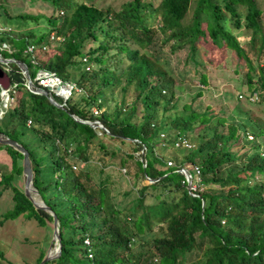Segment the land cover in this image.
I'll list each match as a JSON object with an SVG mask.
<instances>
[{
  "label": "trees",
  "instance_id": "1",
  "mask_svg": "<svg viewBox=\"0 0 264 264\" xmlns=\"http://www.w3.org/2000/svg\"><path fill=\"white\" fill-rule=\"evenodd\" d=\"M41 1L53 10L48 14L3 11L7 24H0V42L15 50L8 53L0 48V54L24 61L30 78L39 66L62 79L76 73L73 79L85 92H75L64 110L41 93L29 91L15 64L9 63L7 70L0 67L5 82L16 85L13 101L0 117V131L26 148L32 183L58 220L59 254L42 264H264V2L195 0L189 21L182 22L189 0H126L117 9L84 0H69L65 5L62 0ZM30 19L36 25L25 27ZM16 40L22 45H15ZM27 43L36 46L32 52L36 64L30 62V53L22 51ZM223 45L232 57L243 60L242 71L240 62L231 65L233 85L253 95L263 113L245 109L241 120L246 141L239 151L231 149L237 132L241 135L236 123H225L224 116L218 115L212 120L206 110L192 105L193 99L183 103L180 111L162 116L157 111L176 106L172 101L176 85L160 64L161 54L180 49L183 60L196 65L198 47L206 55L209 48ZM82 55L90 65L87 70ZM205 59L210 61V55ZM197 79L206 82L203 72ZM116 88L121 98L111 110L108 95ZM128 90H133L134 98L122 110ZM200 94L197 88L195 96ZM96 97L102 106L96 118L108 133L70 116L93 119L87 106ZM196 121L203 123L201 141L172 154L173 161L167 164L165 147L172 145L176 132L189 136ZM96 130L133 143L129 152L112 161L130 177L129 189L119 190L112 177L115 169L92 163L117 150L106 149ZM160 130L168 131L164 138L158 137ZM27 134L34 137L35 147L26 146ZM92 143L100 150L95 157L90 156ZM159 143L165 146L161 153L155 150ZM37 148L43 152L36 154ZM139 149L145 165L135 158L134 169L126 170L124 165L133 159L131 151ZM21 158L19 150L0 143V193L10 187L12 200L0 220L22 215L38 225L48 222L50 239L51 215L23 194ZM182 165L192 174L190 190L177 170ZM145 176L155 180L142 183ZM131 188L135 196L118 207L114 199ZM148 190L153 191L150 202L145 201ZM44 253L40 250L33 262L25 264H36Z\"/></svg>",
  "mask_w": 264,
  "mask_h": 264
},
{
  "label": "rangeland",
  "instance_id": "2",
  "mask_svg": "<svg viewBox=\"0 0 264 264\" xmlns=\"http://www.w3.org/2000/svg\"><path fill=\"white\" fill-rule=\"evenodd\" d=\"M87 3H92L97 6H105L110 5L111 7L117 9L120 4L126 0H84ZM156 2V0H153ZM69 0H62V4H67ZM264 0L261 1L263 3ZM195 4V0H189L188 7L184 13L182 22H188L190 19L191 10L193 5ZM52 6L47 2L41 0H0V24L6 25L4 20L3 11L8 12L9 14L15 13H28V14H36L43 13L48 14L52 11ZM60 12V10H58ZM261 20L264 23V12L261 13ZM36 23L33 20H29V23L25 25V27H34ZM24 26H21L23 28ZM16 28V27H15ZM241 31H246V29L242 28ZM16 32V31H14ZM238 34V32H235ZM159 39V37H158ZM88 41L85 42L86 45ZM90 44V42H89ZM15 45L20 46L22 42L20 40L15 41ZM246 51L247 47L245 44H241ZM53 46V45H52ZM55 48V47H53ZM166 49V47H165ZM218 52V55L216 54ZM4 54V52H2ZM211 60L208 61L205 57L209 56ZM232 53L229 49H227L224 45L217 48H209L207 50V54L205 55L204 49L202 47H198L196 50L195 58L198 59V63L192 64L190 60L184 61V51L177 50L172 54H168L167 50H165L164 54L160 56V64L168 70V72L172 75L174 79V84L176 85L174 96L172 101L176 100L175 108L167 107L163 110L161 107H158L157 111L162 116L163 113H171L175 111H180L182 109L183 103H191L193 99L192 105L197 107L199 110H206L207 115L212 117V120L216 119V116H224L225 123L227 122H235L238 131L240 130L237 140L233 145H231V149L233 151H239L241 149V145L244 141L245 134L243 131V121L241 117L245 116L246 110L248 109L251 114L263 115V113L258 110L260 109V105H256L254 101V96L251 94H247L243 92V90H238L233 85V80L230 77L231 65L234 66L237 62H240V69L243 70L242 62L243 60L239 57H232ZM116 59V58H113ZM237 61V62H236ZM3 64L0 62V67L2 68ZM84 69H88L90 67L89 64H82ZM87 66V67H86ZM198 72H203L206 76L205 84H201L198 79ZM77 78L76 73H71L68 79ZM74 80V79H73ZM197 88L201 89V94L196 95ZM228 91V92H227ZM227 93L229 95H227ZM121 94L119 89L116 88L112 93L108 95L109 107L112 110L115 105H118L120 101ZM134 98L133 90H128L124 94L125 104L122 105V110H124L125 106ZM81 103V100L79 102ZM198 103H201L199 105ZM239 103L241 107H237L234 105ZM138 110L136 114H140V104L137 102ZM87 107H90L87 106ZM198 110V111H199ZM139 119V118H138ZM196 127L193 128L189 132L188 141L192 144L191 147H194L201 141L202 137L201 133L203 132L200 128V125L203 123L196 121ZM225 129V127H222ZM102 130V129H100ZM100 130H96V133L100 136H103ZM167 130H160L158 132L159 138H164L161 135ZM162 132L161 134H159ZM168 132V131H167ZM108 133V132H107ZM26 142V146L29 148L35 147V140L33 136L26 135L24 138ZM101 140L104 142V146L106 149L110 150L112 148L117 149L113 156H109L108 154L104 155L102 160H95L92 163L99 166H103L104 168L115 169L116 171L112 172V177L116 180L117 185L119 186V190H127L130 188V177L124 174L122 170H117L118 168H122L119 164L112 162L116 161L118 155L120 153L129 152L131 145L133 143L129 138H122L120 140L117 136H103ZM156 139L153 141V146L156 144ZM155 143V144H154ZM164 144L159 143L155 150L158 153H161ZM165 147V146H164ZM165 155L166 160L171 159V163L173 159L171 158L172 154H180V149L187 148L185 146L182 147H173L166 146L165 147ZM42 153V149L36 150V154ZM100 150L99 147L92 143L90 144V156L99 155ZM133 155V159H130L124 166L127 169H134V159H139L140 155L138 154V150L131 151ZM175 160V159H174ZM116 164V165H115ZM120 168V169H121ZM96 169V168H94ZM118 171V172H117ZM121 171V172H120ZM17 180V179H16ZM142 183L148 184L149 182L146 179L141 180ZM20 184V182L18 183ZM22 185V181H21ZM192 187V186H191ZM152 192L148 190L145 194V201L150 202ZM135 196V190L131 188L127 195H124L121 198H115V203L118 207H122L128 204V201ZM11 190L10 187H6L0 193V213H2L7 208L11 207ZM48 222L44 225H38L34 219L25 218L22 215H18L13 219L0 220V264H6V262H10L11 264H25L26 262H33L38 255L39 251L44 249L46 252L47 245L50 241L48 239L50 227L48 226ZM51 237V236H50Z\"/></svg>",
  "mask_w": 264,
  "mask_h": 264
},
{
  "label": "water",
  "instance_id": "3",
  "mask_svg": "<svg viewBox=\"0 0 264 264\" xmlns=\"http://www.w3.org/2000/svg\"><path fill=\"white\" fill-rule=\"evenodd\" d=\"M0 62L1 63H13L15 64L20 72L24 75L26 79V87L29 91L31 92H36V93H41L46 97V99L52 103L53 105L62 108L65 110V107L63 106L62 102L57 101L49 91L46 89L36 86L31 78L29 77L27 66L24 61H22L19 58L13 57V56H2L0 54ZM5 76L4 73L0 69V80H4ZM70 116L82 123H86L89 126L93 128H98L102 129L107 132L106 128L104 125L99 121V119H83L77 116L74 113H70ZM0 143H5L9 144L12 147L16 148L19 150L22 154L21 158V178H22V191L23 194L31 201L32 205L34 207H39L44 209L48 214L51 215V237L50 241L47 245L46 252L44 253L43 257L36 263V264H42L44 261L52 259L56 257L59 254L60 251V241H59V234H58V220L57 217L54 213V211L43 201L41 198L40 194L38 193L37 189L34 187L32 183V172H31V167L29 164V159H28V152L24 145L10 137H8L6 134L0 131ZM179 171L183 174L186 187L187 189L190 186V175L185 167H182L179 169ZM145 179L148 182L153 181V179H149L148 177H145Z\"/></svg>",
  "mask_w": 264,
  "mask_h": 264
},
{
  "label": "built area",
  "instance_id": "4",
  "mask_svg": "<svg viewBox=\"0 0 264 264\" xmlns=\"http://www.w3.org/2000/svg\"><path fill=\"white\" fill-rule=\"evenodd\" d=\"M2 28L6 29L7 27H2ZM52 37H53V34L50 33V35H48V38L51 39ZM34 47L36 48L34 44L27 43L22 51L24 53H30V62L33 64H36V60L34 59L33 54H32ZM0 48L6 50L8 53H11L15 50L14 47H11L5 41L0 42ZM81 61L83 63L86 62L85 55L81 56ZM8 68H9V63H3V70H7ZM31 80L36 86H40L46 89L47 91H49L50 94L54 98L58 99L59 102H62L65 108H67L66 100L69 99L75 92L85 94L83 87L78 85L75 80L62 79L53 70H50L44 67L39 66L38 68H36L34 77L31 78ZM23 84L25 87L27 86L24 75H23ZM15 86L16 85L13 82L7 83V85H4L0 82V117L2 116V114L5 112L7 107L13 101ZM98 102H99V98H96V100L89 107V111L91 112L94 118H96V116L101 111V107L98 105ZM30 122H31L30 118H27L25 121L26 125L30 124ZM161 133L162 132H160V134ZM172 145L173 147H182V146L191 147L192 146V144L188 141V138H186L183 134L178 133V132H176L175 135L173 136ZM68 152L70 153L71 151L68 150ZM170 162L171 161L167 160L168 164ZM71 167L74 168L75 164H72ZM193 169L196 172H198V168L196 165L193 166ZM83 242L85 244H88L89 239L87 237H84ZM90 253H91L90 250H88L87 256H90L91 255Z\"/></svg>",
  "mask_w": 264,
  "mask_h": 264
},
{
  "label": "clouds",
  "instance_id": "5",
  "mask_svg": "<svg viewBox=\"0 0 264 264\" xmlns=\"http://www.w3.org/2000/svg\"><path fill=\"white\" fill-rule=\"evenodd\" d=\"M61 13V12H60ZM3 64V63H2ZM85 64H88L87 62H85ZM96 98H99V97H96ZM56 99V98H55ZM57 101H59L58 99H56ZM99 102H100V99H99ZM99 102H98V105H99ZM100 107H101V110H102V106L101 105H99ZM66 109V108H65ZM81 118V117H80ZM84 119V118H83ZM93 119H95V118H93ZM98 119V118H97ZM178 133H180V132H178ZM160 134V133H159ZM182 134V133H181ZM162 137H164L165 136V132L163 133V135H161ZM186 137V136H185ZM186 138H188V137H186ZM172 141H173V138H172ZM171 146H173V145H171ZM142 151H143V149H139L138 150V154L140 155V157H139V160H141L142 161V165H145V160H144V158H142ZM167 160H169V161H171V159H167ZM167 160H166V163H167ZM168 164V163H167ZM169 164H171V162L169 163ZM194 165H196V164H194ZM193 165V166H194ZM197 166V165H196ZM182 167H185L186 169H187V171H188V173H189V175H190V186H189V190H190V188H193L194 186H193V184H191V179H192V174H191V171L186 167V166H184V165H182V166H180V167H178L177 168V170L179 171V169L180 168H182ZM183 175V174H182ZM145 177H148V176H145ZM145 177H144V179H145ZM184 177V176H183ZM149 179H153V181L155 180V178H150V177H148ZM185 180V179H184ZM153 181H151V182H153ZM150 183V182H149ZM192 186V187H191ZM192 193V192H191ZM192 194H194V193H192Z\"/></svg>",
  "mask_w": 264,
  "mask_h": 264
},
{
  "label": "crops",
  "instance_id": "6",
  "mask_svg": "<svg viewBox=\"0 0 264 264\" xmlns=\"http://www.w3.org/2000/svg\"><path fill=\"white\" fill-rule=\"evenodd\" d=\"M0 82L4 85H7V81L5 82V79L4 80H0Z\"/></svg>",
  "mask_w": 264,
  "mask_h": 264
}]
</instances>
